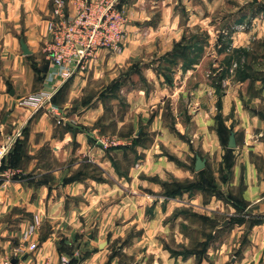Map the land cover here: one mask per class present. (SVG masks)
<instances>
[{"label":"crops","instance_id":"crops-1","mask_svg":"<svg viewBox=\"0 0 264 264\" xmlns=\"http://www.w3.org/2000/svg\"><path fill=\"white\" fill-rule=\"evenodd\" d=\"M236 1L237 12L225 19L214 14L226 0H123L122 50H99L87 69L65 81L50 75L53 0H0V140L10 148L0 167V264H61L67 256L63 249L77 235L81 247L82 235L83 246L98 247L79 264H105L108 233L117 238L136 224L147 239L171 228L178 232L197 216L211 227L208 236L200 237V251L174 257L162 252V264H264V67L255 79L226 78L222 98L215 97L213 80L186 88L201 72L217 68L213 75L221 74L224 59L235 48L248 47L251 34L264 37L262 2ZM70 6L74 11L73 1ZM248 20L255 28H236ZM189 28L196 32L189 36ZM258 28L260 33L254 31ZM178 42L195 43L188 50L195 59L190 66L172 55ZM137 76L142 83H134ZM110 84L114 95L103 92ZM39 92L51 93L52 103L40 109L21 103ZM106 96L111 116L105 113ZM54 104L60 115L50 110ZM124 107L127 112L121 111ZM108 118L117 131L111 155L126 149L134 163L139 161L126 183L102 147L105 137H99ZM126 129L127 135H117ZM227 152L231 163L225 160ZM198 156L206 161L199 171ZM87 157L111 183L85 175L65 181ZM201 173L212 177L211 186L185 189L174 197L164 193L173 179L194 183ZM125 184L150 189V202L134 191L121 197ZM122 203L127 207L121 209ZM121 216L131 217L122 227ZM34 219L37 229L24 241L23 232ZM151 244L163 248L161 242Z\"/></svg>","mask_w":264,"mask_h":264},{"label":"rangeland","instance_id":"rangeland-1","mask_svg":"<svg viewBox=\"0 0 264 264\" xmlns=\"http://www.w3.org/2000/svg\"><path fill=\"white\" fill-rule=\"evenodd\" d=\"M249 1L251 4L254 3H261L264 6V0H247ZM261 1V2H259ZM122 2L123 0L120 1V7L122 9ZM226 5L221 8L222 10H220V8H218L215 12V17L216 18H229L231 17L235 12H237L236 10L238 9L237 3H239L236 0H226ZM54 9V5L53 8L51 9V11ZM123 10V9H122ZM124 11V10H123ZM125 14V13H124ZM126 17V16H125ZM248 23H246L244 25V27H240L237 28L238 30H243V29H247V28H255V22H251L250 24H252L251 26H249V20L247 21ZM225 26H223L222 28H219V34L222 35L224 32ZM191 30H189V36L192 35L194 33V31L196 32L195 28H189ZM188 30V29H187ZM186 30V31H187ZM257 33H260L261 29L258 28V30H254ZM255 33V32H254ZM239 49H244L245 52H238L237 50ZM236 51V52H235ZM110 52H114V51H110ZM172 57V56H170ZM169 57V58H170ZM230 57V61L231 64L228 65L227 63V59ZM152 59V58H151ZM154 59V58H153ZM221 66H223V71L224 70H228L227 72V76L226 78H231L232 80H237V79H243V74H249L252 76L253 79H255L256 77L259 76V70H261V68L264 67V37L263 36H257V34H251L250 35V43L248 44V47H238L235 48L234 52L226 57L223 61V63L221 64ZM206 68L209 69L208 66H205ZM175 68V65H174ZM203 69V68H202ZM201 69V71H203ZM217 69V68H216ZM214 69L213 71H207V73L201 72V74H198L197 77H194L192 79H190V81L188 80L186 82V88H192L193 85L195 84L196 81L198 80H204V78L209 82L212 80L218 84L217 79L218 76L217 75H213V72L216 70ZM242 70V71H241ZM122 71V70H121ZM122 73H125L124 71H122ZM126 75V74H125ZM120 77V76H119ZM213 78V79H212ZM224 79L222 81V88L220 92L216 91V98H222L223 94L226 91V85H227V79ZM252 79V80H253ZM181 80H178V84L180 83ZM134 83H142V80L139 76H137L134 79ZM215 84V85H216ZM124 85V84H123ZM121 85V87L123 86ZM113 85H107L106 88L104 89V93L106 94H110V95H114L112 94L114 91H110L111 87ZM127 86V85H126ZM126 86L124 85V89H126ZM120 87V89H121ZM102 88H100L99 90H91L89 92L92 94H97L99 91H101ZM248 93H250V90L248 91ZM209 96V95H208ZM211 97V96H210ZM108 99V102H104L105 105L104 107H106V109H108V111H106V115L111 116L112 112H111V105L112 103H110V96H106L105 100ZM125 104L123 102H121L120 104V108L123 107ZM119 108V110H120ZM121 111H126L127 112V107H124L123 109H121ZM120 117V115H119ZM62 118V117H60ZM111 118L106 119L105 121H107V123H105L104 126V131L100 132L99 137H105V139H103L105 142L102 143V147L104 148V150L106 151V153L110 156L111 153H113V147L115 145V140H113V135H116L117 131H113V123L110 120ZM60 123V122H58ZM128 130L126 129L125 131H119L118 132V136L120 135H127ZM105 133V134H104ZM104 135V136H102ZM98 138V136L96 137ZM102 141V140H101ZM115 148V147H114ZM116 150V148H115ZM113 156L111 155L110 159ZM113 163L116 166L117 172L120 176V178H125L124 183H126V180L130 179L129 173H130V168L133 165H136V167L139 164L138 159L135 161L134 163V155L133 154H129L128 151L126 149H123V152H120L119 156H115L113 157ZM74 159V156H73ZM86 163H84L83 165H81L80 168H78L75 172V176H78L79 178L83 179V176H87L88 179L90 180H94L96 182H104V181H109L110 183L112 182L111 180L107 179V177L105 176V173L103 171V169L94 161H92V159L90 157H87L84 159ZM217 162V160H216ZM77 177V178H78ZM140 177H142L140 175ZM177 179H173V184L168 186V188H170L171 190H176V188H179V186L177 185V183H183L182 181H176ZM184 184V183H183ZM167 189V188H166ZM134 191V193H136L137 195H142L145 196L147 201L150 202L149 198L151 197V194H153V192L148 189L145 188L143 185L137 184L135 187L133 186H128L127 184L125 185H120V194L121 197L123 195L128 194L129 192ZM166 191V190H165ZM164 191V193L166 194V192ZM206 193L208 191H205ZM205 193V194H206ZM208 194V193H207ZM174 197V196H173ZM121 209H124L125 207H127V205H125L124 203L121 204ZM183 207V206H182ZM149 209H152L153 207H147ZM146 215H149V210L146 209ZM203 214H200V217ZM206 216V215H204ZM203 218V217H201ZM221 218H224V216H221ZM232 218V220H234V217H229V219ZM131 219V217H126V216H121L120 217V226L122 227V225L127 224V222ZM145 217H141L140 221H144ZM224 219L220 220L221 222ZM191 222H189L190 224H188L187 226H183L181 225L179 228V231H173L174 228H171V231L169 233H165V234H153L151 238H147L145 239V233H144V229L143 228H137L135 227L136 224L133 227L129 228L128 232H121L120 234H118L117 238H112V233H108L105 237V247L103 248V250H105L104 252L107 253L106 258H107V262L105 264H162V261L164 259V256H160L162 252H171V256L174 257L176 256V254L178 253H187L190 252L191 250H198L200 251V244L198 243L200 240L201 236H208L209 232H211V227H204V225H206L202 219L195 217L194 219L190 220ZM228 222H232L231 220ZM229 223V225H231ZM208 226V225H207ZM205 229L209 230L206 231ZM180 232H182L181 234H179ZM211 235V234H210ZM79 236L77 235V239L75 241H73L72 244H66V248L63 249V253L66 254L67 256L64 257L66 259L69 260L68 264L72 261V262H76V264L81 263L87 256L89 255H93L98 251V247L95 246H83L84 240H86V237H83L82 235V247L79 243ZM223 237V235H222ZM90 240V235L87 236V241ZM75 242V243H74ZM78 242V243H77ZM135 242H138V244L135 246ZM150 242H156V243H163V248L159 249L155 244H151L150 246H148L147 244ZM188 245V247H186L185 245ZM159 249V250H158ZM191 249V250H190ZM163 250V251H162ZM166 250V251H164ZM105 255V254H103ZM170 256V257H171ZM63 258V259H64ZM62 259V260H63ZM114 261V262H113Z\"/></svg>","mask_w":264,"mask_h":264},{"label":"built area","instance_id":"built-area-1","mask_svg":"<svg viewBox=\"0 0 264 264\" xmlns=\"http://www.w3.org/2000/svg\"><path fill=\"white\" fill-rule=\"evenodd\" d=\"M75 3L71 11L70 3ZM121 0H53L54 9L48 20L51 33L49 56L51 60V76L69 80L77 70H85L97 57L98 51L108 49L122 50L126 23L124 11L120 7ZM244 27L239 25L237 28ZM51 93H35L21 101L40 109L46 103H52ZM50 110L60 115L57 105H50ZM58 122L61 123L60 116ZM10 148L0 140V167ZM38 220L34 219L23 232L22 239L28 241L35 233ZM31 250L37 245L31 243ZM20 251V250H18ZM64 258L61 264H68ZM4 264H12L6 260Z\"/></svg>","mask_w":264,"mask_h":264},{"label":"trees","instance_id":"trees-1","mask_svg":"<svg viewBox=\"0 0 264 264\" xmlns=\"http://www.w3.org/2000/svg\"><path fill=\"white\" fill-rule=\"evenodd\" d=\"M195 43H190V44H185L184 42H178L175 44V48H174V51L172 53V55L176 56V57H181L183 58L184 60V66H190L191 64H193V62L195 61L194 58H192L191 56H189V52L188 50L189 49H193L195 48ZM196 49H199L198 47H196ZM238 52H247L245 51L244 49H239L237 50ZM236 52V51H235ZM228 65L231 64V61H230V57L226 60ZM242 71V70H241ZM227 72L228 70H224L221 72V74L218 75V79H217V82L218 84H216L215 86L217 87V91L220 92L221 91V88H222V81L226 78L227 76ZM243 74V78H252L251 75L249 74H246L244 75ZM263 81H264V77H263ZM223 142H226L225 139H222ZM225 160H227V162H230L231 163V156L229 154V152H227V154L225 155ZM78 176H73L71 178H66L65 181L66 182H70L72 180H74L75 178H77ZM184 183V184H183ZM177 183V185L179 186V188H176V190H171L170 188H168L167 186V189H166V194L168 196H174L176 194H179L181 193L183 190L185 189H193L194 187H198V188H201L202 186H208V185H212V177H208L207 175H204L201 173V177L198 181L196 182H191V183ZM237 202V201H236ZM237 206H239L238 203H236ZM240 208V207H239ZM69 264H76V262H70Z\"/></svg>","mask_w":264,"mask_h":264},{"label":"water","instance_id":"water-1","mask_svg":"<svg viewBox=\"0 0 264 264\" xmlns=\"http://www.w3.org/2000/svg\"><path fill=\"white\" fill-rule=\"evenodd\" d=\"M24 50L26 51L27 48L24 47ZM229 147L233 148L236 147V139H235V133H231L230 139H229ZM206 161L202 159L200 156L197 157L195 168L197 171L202 170L205 167Z\"/></svg>","mask_w":264,"mask_h":264}]
</instances>
